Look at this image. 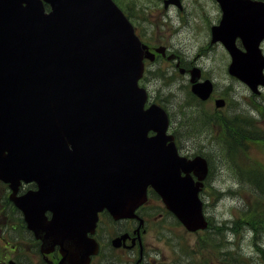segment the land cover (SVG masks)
<instances>
[{
    "label": "water",
    "instance_id": "water-1",
    "mask_svg": "<svg viewBox=\"0 0 264 264\" xmlns=\"http://www.w3.org/2000/svg\"><path fill=\"white\" fill-rule=\"evenodd\" d=\"M216 1L222 16L211 43H222L228 73L256 93L264 86V3ZM142 55L111 0H0V180L36 237L62 247L59 264L82 249L98 212L132 217L149 186L188 231L207 225L198 196L206 161L178 156L166 113L143 108ZM191 73L192 92L207 99L210 82L195 84ZM21 182L36 189L16 196Z\"/></svg>",
    "mask_w": 264,
    "mask_h": 264
},
{
    "label": "rangeland",
    "instance_id": "rangeland-1",
    "mask_svg": "<svg viewBox=\"0 0 264 264\" xmlns=\"http://www.w3.org/2000/svg\"><path fill=\"white\" fill-rule=\"evenodd\" d=\"M122 1L125 5L127 4L129 13L136 15L137 20L149 32L157 35L169 34L174 45L178 46L177 50L184 52L190 59L196 58L199 65L209 69L207 74L215 80L218 90L216 93H222L228 99L225 106L218 109V116L225 120H237L239 123L247 121L248 116H251L252 125H258L260 129L264 128V119L254 110L257 105H264V90L262 95L254 96L243 84L229 77L226 72L229 57L219 43L212 44L213 47L207 53L199 51L209 43L208 25L216 21L217 12L218 20L220 18V11L219 9L217 11V4L214 0H181L182 12H178L175 8L163 11L157 0ZM167 17L172 18V23L162 25L166 22ZM202 53L205 55L197 56ZM262 53L264 54V45ZM147 70L154 74L160 70L157 75L146 73L149 94L160 97L159 101H166L170 114L177 118L180 117L177 115V106L189 101L190 96L187 77L180 76L178 72H168L165 66L158 64L147 67ZM211 108H214L213 103ZM205 111H202L204 115ZM188 116L193 115L189 113ZM188 116L185 115V119H181L182 132L185 134L181 142L184 145L186 142H192L196 147L201 146V152L207 158L210 157L208 160L212 169L211 178L205 187L207 192L201 194V198L205 203L204 212L208 215L210 223L218 225L222 229L218 234L212 230L209 234L197 238L196 235L179 229L172 219L164 218L162 224L174 226L175 243L183 244L184 237L187 240L184 243L205 240L207 256L213 259L209 264H231V260L225 262L222 257V253L226 251L235 256L242 255L244 258H248L243 264H264V251L258 252L254 246V244L260 243L264 247V234L257 235L251 226L245 223H241L238 227L232 223L245 218L250 212H256V219L264 216V200L258 198L254 189L247 181L241 179L234 169L239 167L246 170L256 166L260 168V165L264 168V149L250 143L246 149H242V152L238 150V156L234 155V161L231 162L230 155L225 150L229 146L227 142L231 139L225 132L226 130H220L219 127L217 132L213 125L209 134L206 133V130L204 131V127L199 131L192 128L187 129L190 122ZM201 117L203 119L205 116ZM183 150L185 151L183 154L186 155L195 153L188 150L186 146L183 147ZM2 193L0 186V194ZM3 224L4 219L0 215L1 229L5 226ZM217 243L218 258H215L212 256L213 250L210 245H217ZM230 243H233L234 246H231ZM224 245L227 248H222ZM2 246L3 244L0 243V249ZM233 247L235 249H232Z\"/></svg>",
    "mask_w": 264,
    "mask_h": 264
},
{
    "label": "flooded vegetation",
    "instance_id": "flooded-vegetation-1",
    "mask_svg": "<svg viewBox=\"0 0 264 264\" xmlns=\"http://www.w3.org/2000/svg\"><path fill=\"white\" fill-rule=\"evenodd\" d=\"M163 1L157 0L163 11L175 8L178 12H182V5L179 8L174 6L164 8ZM123 5L126 15L134 21L133 25L138 38L146 46L148 52L153 54V56L148 55L144 58L145 67L158 64L165 66L171 73L183 72L180 76L187 77L188 89L190 87L189 73L194 67L200 71L198 81L209 79L212 82L213 90L207 100L200 101L191 95L196 105H190L188 113L195 114L208 110L209 112L205 111L206 114L202 121L215 126L218 132V109L211 108V105L213 103L214 107V101L218 98H224L225 101L228 99L222 93L218 92L219 95L216 93L215 80L207 74L209 69L199 65L196 58L190 59L184 52L177 50L178 46L174 45L169 34L157 35L149 32L137 20L136 15L129 14L127 4L123 3ZM165 21L162 25L171 24L172 18L167 17ZM217 24L218 12L216 21L208 25L209 43L199 50L200 52L207 53L213 47L210 43V29L212 25ZM263 45L264 40L260 44L261 51H263ZM236 46L242 47L239 39L236 40ZM200 55L205 54H197V56ZM140 84L146 89L149 87L146 75L140 80ZM160 99L148 93L147 104L163 102L159 101ZM164 103L166 104V101ZM198 106L202 110H199ZM178 135L174 133L175 143L180 153L185 152L184 146L194 152L202 150L201 146L196 147L192 142L184 141L185 145L182 144L181 139L184 135ZM208 159L210 160L209 157ZM211 170L210 168L209 175L204 181L205 184L211 178ZM35 189L34 184L21 185L18 194ZM13 208L11 204H6V207L0 204V215L5 225L3 229L0 228V243L3 244L0 249V264H58L62 259V247L59 245L50 247L36 239L34 234L27 229L20 212ZM46 217L50 218V214L46 213ZM164 218L173 219V216L165 209L159 196L148 188L147 201L136 209L135 216L115 220L106 211L100 212L94 230L86 233L88 243L84 244L78 254L74 255L70 264H209L213 261L207 256L205 241L195 240L184 243L187 241L184 237L183 244L175 243L174 226L162 224ZM158 222L161 224H157ZM176 226L185 232L180 225ZM212 230L209 226L208 232ZM197 234L195 233L197 238L202 236V234ZM210 247L213 250L212 256L218 258V243Z\"/></svg>",
    "mask_w": 264,
    "mask_h": 264
},
{
    "label": "trees",
    "instance_id": "trees-1",
    "mask_svg": "<svg viewBox=\"0 0 264 264\" xmlns=\"http://www.w3.org/2000/svg\"><path fill=\"white\" fill-rule=\"evenodd\" d=\"M181 106V105H180ZM260 117L264 119V107L260 110ZM178 117V121L181 124V119H185V113ZM180 128L183 126L179 125ZM223 127L221 130H226L225 132L231 138L227 144L229 145L225 150L230 155V161H234L235 156H238V150L246 149V146L254 144L255 146H260L264 149V128L260 129L258 125H252L251 121H244L239 123L237 120H225L223 117L218 116V128ZM235 155V156H234ZM237 162V160H236ZM235 172L241 179L247 181V183L254 189L258 198L264 200V168L260 165V168L249 167L243 170L239 167L234 168ZM0 199L7 202L5 196H0ZM10 204V203H9ZM256 217V212H250L245 218L233 221L234 226H239L241 223H245L251 226V229L257 233V235L264 234V216H260L258 219ZM222 227H218V233L221 232Z\"/></svg>",
    "mask_w": 264,
    "mask_h": 264
}]
</instances>
